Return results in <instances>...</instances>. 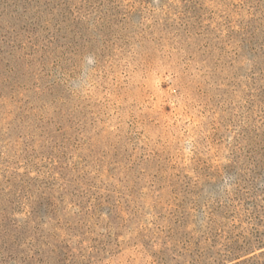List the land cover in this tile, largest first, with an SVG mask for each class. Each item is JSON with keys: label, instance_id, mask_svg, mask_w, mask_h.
Listing matches in <instances>:
<instances>
[{"label": "rangeland", "instance_id": "1", "mask_svg": "<svg viewBox=\"0 0 264 264\" xmlns=\"http://www.w3.org/2000/svg\"><path fill=\"white\" fill-rule=\"evenodd\" d=\"M263 253L264 0H0V264Z\"/></svg>", "mask_w": 264, "mask_h": 264}, {"label": "trees", "instance_id": "2", "mask_svg": "<svg viewBox=\"0 0 264 264\" xmlns=\"http://www.w3.org/2000/svg\"><path fill=\"white\" fill-rule=\"evenodd\" d=\"M261 257L264 258V253L262 254ZM229 258H230V257L227 256V259H223V260L228 261ZM259 258H260V257H259ZM259 258H257V257H255V258H251V259H249V260H247V261H242V262H239V263H236V264H250V263H254V262H257V260H258ZM225 261H224V262H225ZM258 264H259V263H258Z\"/></svg>", "mask_w": 264, "mask_h": 264}]
</instances>
